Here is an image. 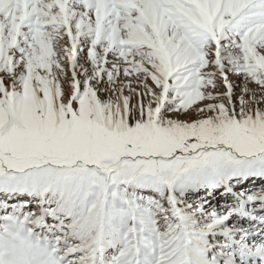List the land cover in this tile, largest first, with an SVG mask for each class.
Listing matches in <instances>:
<instances>
[{
	"label": "snow or ice",
	"instance_id": "snow-or-ice-1",
	"mask_svg": "<svg viewBox=\"0 0 264 264\" xmlns=\"http://www.w3.org/2000/svg\"><path fill=\"white\" fill-rule=\"evenodd\" d=\"M10 221L60 264H264V0H0Z\"/></svg>",
	"mask_w": 264,
	"mask_h": 264
},
{
	"label": "clouds",
	"instance_id": "clouds-1",
	"mask_svg": "<svg viewBox=\"0 0 264 264\" xmlns=\"http://www.w3.org/2000/svg\"><path fill=\"white\" fill-rule=\"evenodd\" d=\"M49 242L25 224L10 221L0 228V264H60Z\"/></svg>",
	"mask_w": 264,
	"mask_h": 264
},
{
	"label": "rangeland",
	"instance_id": "rangeland-1",
	"mask_svg": "<svg viewBox=\"0 0 264 264\" xmlns=\"http://www.w3.org/2000/svg\"><path fill=\"white\" fill-rule=\"evenodd\" d=\"M247 175V173H245ZM219 181L215 179L207 169H189L177 179L174 189L178 196L186 198L191 196L197 203L203 200V196L196 197V193L210 194L217 190ZM223 190V185H219Z\"/></svg>",
	"mask_w": 264,
	"mask_h": 264
},
{
	"label": "bare ground",
	"instance_id": "bare-ground-1",
	"mask_svg": "<svg viewBox=\"0 0 264 264\" xmlns=\"http://www.w3.org/2000/svg\"><path fill=\"white\" fill-rule=\"evenodd\" d=\"M233 192H235V189L233 190Z\"/></svg>",
	"mask_w": 264,
	"mask_h": 264
}]
</instances>
